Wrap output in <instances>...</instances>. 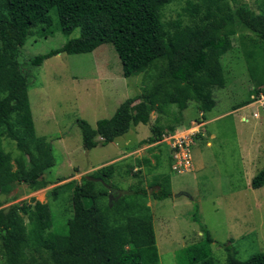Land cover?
Here are the masks:
<instances>
[{
    "label": "trees",
    "instance_id": "trees-1",
    "mask_svg": "<svg viewBox=\"0 0 264 264\" xmlns=\"http://www.w3.org/2000/svg\"><path fill=\"white\" fill-rule=\"evenodd\" d=\"M174 1L0 0V247L4 264H160L150 201L173 197V191L148 192L141 166L152 167L150 159L131 158L124 171L123 163H113L92 174L103 181L84 176L81 183L71 181L53 189L55 199L63 189L71 191L73 216L63 231L52 228L49 201L15 203L5 212L1 196L17 183H26L33 191L50 184L44 175L56 163L53 144L47 136L36 134L29 90L31 70L52 56L89 53L110 42L119 53L124 76L144 72L152 78L144 93L126 99L111 118L98 120L95 127L78 120L86 149L108 145L133 125L148 124L153 112L171 114L172 105L178 107L175 118L170 115L174 122L154 125L153 136L144 143L158 142L166 131L174 132L185 123L183 112L191 102L198 108L195 120L206 121L216 105L214 90L227 86L222 57L235 48L240 29L252 35L242 32L233 52L245 57L254 93L234 109L250 103L252 95L264 93V14L247 5L233 7L229 0H187L178 17L166 21L164 10ZM58 30L68 37L79 30V36L68 38L60 48L21 60L30 36L47 37ZM3 138L15 142L16 157L4 148ZM156 157L160 166L161 155ZM131 174L137 181L129 191L115 193L120 178ZM166 179L171 183L169 174H159L150 184L161 187ZM252 186H264V170L253 178ZM205 235L213 241L209 231ZM204 251L197 254L204 257L197 264H214ZM227 259V264H264V252L246 260L229 254Z\"/></svg>",
    "mask_w": 264,
    "mask_h": 264
},
{
    "label": "rangeland",
    "instance_id": "rangeland-1",
    "mask_svg": "<svg viewBox=\"0 0 264 264\" xmlns=\"http://www.w3.org/2000/svg\"><path fill=\"white\" fill-rule=\"evenodd\" d=\"M186 2L177 0L169 4L164 10L165 20L178 17ZM229 2L233 7L247 5L255 13L264 14V0ZM242 32L252 35L250 31L240 29L235 36V48L240 45ZM77 36L79 30L69 37L60 30L47 37L35 33L22 47L21 60L60 48L68 38ZM233 50L222 57L227 86L214 90L216 105L206 114L201 136L194 138L193 156L201 159L204 166L200 170L195 167L187 174L172 171L169 152L171 157L174 152L164 137L157 143H144L153 136V127L174 122L170 115L174 117L173 112L178 110L176 105L170 107L171 114L153 112L148 124L133 125L128 133L108 145L85 148L79 119L95 127L98 120L111 118L126 99L144 93L152 83L150 74L144 72L124 76L115 44L108 42L93 52H63L46 59L41 66L31 70L33 82L29 97L36 134L47 136L53 144L56 163L44 175L50 184L33 191L26 183H17L1 196L2 207L9 208L33 199L49 201L52 228L63 231L73 216L71 191L63 189L55 199L53 189L71 181L81 183L84 176H92L113 163L124 166L131 158H146L150 159L152 167L143 163L141 176L148 192L161 188L176 191L173 197L151 200L160 264H197L204 258L197 256L202 250H205L204 255L213 258L214 264H227L229 254L246 260L264 252V186H252L253 178L264 170V111L249 105L234 109L249 99L254 86L245 57ZM254 111L260 116L254 117ZM183 113L184 122L198 123L194 119L198 115L195 102H191ZM243 115L248 120H244ZM189 127L181 126L178 131ZM3 145L14 157L19 154L15 142L3 138ZM159 154L162 158L160 166L156 157ZM126 168L122 167V171ZM85 170L88 171L83 172ZM159 174H169L171 183L166 179L161 182V187L151 185ZM124 177L120 178L118 189L113 190L115 193L128 192L130 185L137 181V176L132 174ZM181 192L190 196L177 197ZM109 200L111 202L112 194ZM20 214L28 220L22 211ZM205 230L210 232L212 242L207 241ZM4 263L0 247V264Z\"/></svg>",
    "mask_w": 264,
    "mask_h": 264
},
{
    "label": "built area",
    "instance_id": "built-area-1",
    "mask_svg": "<svg viewBox=\"0 0 264 264\" xmlns=\"http://www.w3.org/2000/svg\"><path fill=\"white\" fill-rule=\"evenodd\" d=\"M252 105L264 109V96H261L252 103ZM254 117H259V112H254ZM245 120V118H244ZM196 124V125H195ZM203 122L193 123L188 129L184 131H176L164 138L168 140L173 148V163L172 170L177 174H187L195 170L193 146L195 144L194 138L201 132Z\"/></svg>",
    "mask_w": 264,
    "mask_h": 264
},
{
    "label": "crops",
    "instance_id": "crops-1",
    "mask_svg": "<svg viewBox=\"0 0 264 264\" xmlns=\"http://www.w3.org/2000/svg\"><path fill=\"white\" fill-rule=\"evenodd\" d=\"M244 117L248 118L246 115H243V116H242V118H244ZM246 118H245V120H248V119H246ZM194 119H195V118H194ZM185 122H186V123H182V124H180V125L176 128V130H175L174 132L180 130V127H181V126L186 127V124H190V125H191V123H190L189 121L185 120ZM174 132L166 131L164 134L169 135V134L174 133ZM156 143H157V142H156ZM208 144H210V143H208ZM167 147H168V149L170 148L169 145H168ZM170 149H171V148H170ZM112 161H113V160H112ZM194 161H195V167H196L197 170H200V169L203 168L204 164H203L202 160L199 159V158H197L195 154H194ZM110 162H111V161H110ZM169 162H170V165H172L171 151L169 152ZM87 171H88V170H85V171H83V172H87ZM170 178H171V177H170ZM172 191H173V196H174V193H175L176 191H175V190H172ZM150 205L152 206V201H150Z\"/></svg>",
    "mask_w": 264,
    "mask_h": 264
},
{
    "label": "clouds",
    "instance_id": "clouds-1",
    "mask_svg": "<svg viewBox=\"0 0 264 264\" xmlns=\"http://www.w3.org/2000/svg\"><path fill=\"white\" fill-rule=\"evenodd\" d=\"M261 96H264V93H261V94L258 95V96H257V95H252V96H251L252 101H251L250 103H248V104L242 106V107H245V106H247V105H249V106H255V105H252V103L255 101V99H258V98H260ZM242 107H240V108H242ZM257 107H258V106H257ZM259 108H261V107H259ZM261 109L264 111L263 108H261ZM254 112H255V111H254ZM253 114H254V113H253ZM259 116H260V114H259ZM244 118H246V117H244ZM244 118H243V119H244ZM246 119H248V118H246ZM195 122H203V123H204V126L206 125V124H205L206 121H195ZM192 124H193V123H192ZM189 126H191V125H189ZM204 126H203V127H204ZM203 127H202V129H203ZM202 129H201V130H202ZM200 133H201V132H200ZM165 136H166V134H163V137H165ZM193 147H194V146H193ZM172 163H173V161H172ZM171 168H172V166H171ZM172 171H173V170H172ZM173 172H174V171H173Z\"/></svg>",
    "mask_w": 264,
    "mask_h": 264
},
{
    "label": "water",
    "instance_id": "water-1",
    "mask_svg": "<svg viewBox=\"0 0 264 264\" xmlns=\"http://www.w3.org/2000/svg\"><path fill=\"white\" fill-rule=\"evenodd\" d=\"M87 178H88L89 180H93V181H103V179H101V178H97V177H93V176H91V175H87ZM182 194H186V195L190 196L189 194H187V193H185V192L178 193L176 196L178 197V196H181ZM8 211H9V208H6V209H5V212H8Z\"/></svg>",
    "mask_w": 264,
    "mask_h": 264
}]
</instances>
